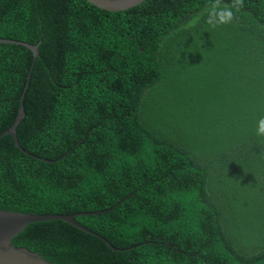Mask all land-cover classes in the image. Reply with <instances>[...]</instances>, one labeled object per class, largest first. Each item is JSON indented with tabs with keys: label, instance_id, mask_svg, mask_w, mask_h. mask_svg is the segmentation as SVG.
Wrapping results in <instances>:
<instances>
[{
	"label": "trees",
	"instance_id": "trees-1",
	"mask_svg": "<svg viewBox=\"0 0 264 264\" xmlns=\"http://www.w3.org/2000/svg\"><path fill=\"white\" fill-rule=\"evenodd\" d=\"M213 9L233 19L213 27ZM0 39L38 45L0 44V134L23 96L26 152L0 138V210L85 213L117 251L61 221L13 246L52 264H264V0H0Z\"/></svg>",
	"mask_w": 264,
	"mask_h": 264
},
{
	"label": "water",
	"instance_id": "water-1",
	"mask_svg": "<svg viewBox=\"0 0 264 264\" xmlns=\"http://www.w3.org/2000/svg\"><path fill=\"white\" fill-rule=\"evenodd\" d=\"M85 1L100 10L117 13L134 8L146 0H85ZM0 44L16 45V46L24 47L33 54L34 59L38 57V45H31L20 41H12L6 39H0ZM22 99L23 96H21L19 100L20 105L18 107L17 115L15 117L12 126L8 130L0 134V138L5 135L9 136L14 143V147L18 149L21 153L26 154V152H24L18 144L17 135L15 131L16 127L24 117L23 108L21 104ZM121 202H123V200H121ZM84 215L86 214L76 213L71 215H33V214H20L13 211L0 210V264H52L46 261L45 259H43L40 255L31 252L27 248L15 247L12 244L15 236L20 234L26 227L44 224V223L56 222V221L64 222L81 232L96 237L97 239L101 240L104 244H106L113 252H116L117 250L112 246H110L103 238L87 230L86 228H84L75 221L76 217L84 216ZM120 251H125V250H120Z\"/></svg>",
	"mask_w": 264,
	"mask_h": 264
},
{
	"label": "clouds",
	"instance_id": "clouds-1",
	"mask_svg": "<svg viewBox=\"0 0 264 264\" xmlns=\"http://www.w3.org/2000/svg\"><path fill=\"white\" fill-rule=\"evenodd\" d=\"M233 3L235 6H237V9L243 7L244 0H233ZM220 11H225L226 15L221 18L220 17ZM233 19V14L230 10H216L213 9L209 14L208 23L212 24L213 27L217 26L218 24H227L230 23ZM257 135L264 136V119L259 121V125L257 128Z\"/></svg>",
	"mask_w": 264,
	"mask_h": 264
}]
</instances>
